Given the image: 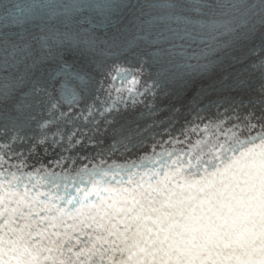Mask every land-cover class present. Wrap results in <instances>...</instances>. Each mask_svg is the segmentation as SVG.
Instances as JSON below:
<instances>
[{
    "label": "snow or ice",
    "instance_id": "snow-or-ice-1",
    "mask_svg": "<svg viewBox=\"0 0 264 264\" xmlns=\"http://www.w3.org/2000/svg\"><path fill=\"white\" fill-rule=\"evenodd\" d=\"M257 10L264 24V0H0V264H264V81L247 104L225 95L251 87L229 68ZM252 67L264 75V61ZM185 110L180 135L210 138L196 166L167 149L171 165L100 159L149 137L161 147L153 129L168 133ZM126 114L108 149L80 155ZM70 179L71 208L52 191ZM66 219L93 228L91 247L67 255L71 238L54 230Z\"/></svg>",
    "mask_w": 264,
    "mask_h": 264
}]
</instances>
